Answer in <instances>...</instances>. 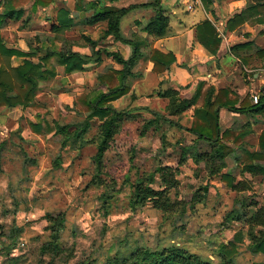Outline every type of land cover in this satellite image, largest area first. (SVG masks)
Listing matches in <instances>:
<instances>
[{
	"label": "rangeland",
	"instance_id": "374dc122",
	"mask_svg": "<svg viewBox=\"0 0 264 264\" xmlns=\"http://www.w3.org/2000/svg\"><path fill=\"white\" fill-rule=\"evenodd\" d=\"M51 63L56 73L48 82H40L36 95L39 107L7 108L4 116L1 115L0 264H76L82 261L101 264L130 242L150 248L176 243L216 264L222 261L218 254L222 245L233 242L235 252L230 264H264V252L252 253L248 248L245 220L228 225L223 221L236 199L245 202L243 209L248 213L256 208L250 205L254 201L264 206V184L252 179L251 190L235 192L222 175L208 176L202 162L196 163L188 157L185 163H178L180 148L191 144L192 133L167 123L142 132L149 112L139 107L134 119L123 121L119 127L105 153V172L98 177L94 163L96 147L91 140L97 132L99 118L91 120L84 136L87 141L81 147L63 146L62 135L43 134L44 129L41 134L35 133L29 126L35 121H41L43 126L45 121L66 125L85 116L79 111L75 97L73 103L68 104L59 93L78 92L75 96H79L97 87L94 77L85 75L74 77L77 85L66 83L55 57ZM255 70L251 68L250 76ZM228 92L238 101L237 105L245 98L249 101V94L245 92ZM126 96L112 104L116 108H138L137 101ZM171 119L178 123L174 117ZM232 133L227 141L231 139L233 144H240L243 137L237 140L238 132ZM253 143L255 146L256 142ZM57 159H60L59 165H56ZM158 163L176 168L179 184L169 191L172 199H189L198 187L207 184L205 200L173 219H165L150 201L134 206L130 183L151 172ZM228 164L231 166L233 162L228 161ZM229 169L234 174L238 172L234 167ZM103 194L109 196L105 207ZM236 206L242 207L240 202ZM59 213L64 214L65 222L60 231L54 233L47 215Z\"/></svg>",
	"mask_w": 264,
	"mask_h": 264
},
{
	"label": "trees",
	"instance_id": "16d2710c",
	"mask_svg": "<svg viewBox=\"0 0 264 264\" xmlns=\"http://www.w3.org/2000/svg\"><path fill=\"white\" fill-rule=\"evenodd\" d=\"M52 1L53 0H34L33 7L47 6ZM106 1L112 2L115 0ZM206 2L212 4L213 0H206ZM11 4H13V0H5L4 2L3 6L5 10L0 13V29L5 25L6 18L12 15L11 11L7 8ZM151 5L157 9L156 14L145 23L143 30L148 35L161 36L165 33L169 25V18L165 14V9L163 8L161 0H152ZM98 6L99 8L94 9V14L90 22L107 21L105 35L112 36L115 41L130 44L132 53L129 58L124 59L118 53L108 52L106 49L100 47L97 41L85 38V41L89 44L91 49V54L89 56L73 52L71 48L65 44V46L57 52L47 49L45 53L39 57L37 62L31 59H25L21 65L14 67L11 65V57L21 54V52L7 47L0 36V107L4 108H15L19 106L24 109H37L39 107L36 101V95L40 89V82H48L56 73L54 65L51 63V59L54 57L57 59L58 65L64 66V72L66 73L83 70L84 65L89 62L99 63L101 61L102 52L106 56L122 64L123 68L121 70L107 67L104 73L97 76L98 82L95 89H92L88 94H79V96H75V103L78 105L79 111L85 114L80 121L66 125H60L54 121L51 124H47L45 121V126L42 125L41 121H35L29 124L35 133L41 134L42 129H44L43 134L52 132L56 135H62L61 143L63 146L69 144L74 147H81L87 141L84 136L91 126V120L96 117L99 118L101 121L97 125V132L94 138L91 140L96 147V153L94 155L96 177L105 172L103 170L105 168V153L117 134L122 122L127 119H134L137 113L136 111L139 110L134 108H116L112 102L128 92L129 80L134 76L132 69L136 61L142 55L140 41H125L119 34V22L121 17L134 8V6L115 8L99 2ZM210 12L213 13L212 10H210ZM263 13L264 0H256L253 3H248L241 13L234 15L227 21V27L229 30L237 28L242 25L245 20L252 18L253 15V22H257L260 20L257 18V15ZM67 16V11L60 10L58 14V26L53 27L52 30L56 32L62 31V28L66 25ZM196 38L209 53L215 54L217 52L221 38L208 19L196 26ZM242 45L245 44L235 45L233 49L240 48ZM36 50L40 49L36 48ZM261 55L264 56V53ZM150 60L154 63L153 71L158 73L174 62L175 58L170 53L163 54L156 49H151ZM241 60L243 64H248L246 60ZM159 93L160 96L168 99L166 114L147 109L152 114V117L143 121L142 132L152 127L155 129L157 128L156 126L160 127L161 124L167 123L173 127L184 129L197 136V138L208 142L211 148L210 151L206 150L200 152L196 149L194 150L192 143L181 146V154L178 161V163H185L188 157L197 163L203 161L205 169L208 170V176L217 174L222 168L224 160V143L230 135H233L231 131H221L219 126V110L224 108L236 113L249 115L250 111L254 113L264 112V91L259 96L258 102L253 105L246 98L237 105L238 101L235 98H231L226 89H219L216 95L212 97L213 88L204 82H200L197 85L195 93L190 98H180L175 90L167 89ZM196 104L198 107L194 109V114L197 121H194L190 128L182 127L171 119V117L178 116L180 113ZM245 133V130L239 131L237 133V140H240ZM77 143H79V145H76ZM259 147L260 149H264V132L260 135ZM256 157H259V154H257ZM31 162L34 161L32 160ZM55 162L56 165H59L60 159H57ZM242 171H247L251 175H262L264 177V165L261 164H246L242 167ZM221 178L230 186L232 191L242 192L245 190L241 182H234L235 180L228 174L222 175ZM153 184H156V187H153ZM178 184L176 168L167 164L158 163L151 172L142 174V176L130 183L132 188L131 201L134 206L144 205L147 201H150L151 205L160 211L165 219L179 218L185 215L187 209H192L197 203H202L206 198L209 188L208 185L205 184L198 187L189 199H172L169 191L176 188ZM108 197L109 196L106 194L102 196V205L104 207L109 202L107 199ZM234 202V206L223 216V221L228 225L233 221L239 222L245 220L248 227L244 234L247 235L249 239V250L252 253L264 252V206L254 203L253 205L256 206V209L248 213L243 209L246 205L245 202L239 201L238 199L234 200ZM239 202L242 206L241 208L236 206ZM47 219L50 229H53L54 233L59 232L65 222L63 213H59L56 216L47 215ZM258 227H261V229H257ZM234 252L235 244H233V242L222 245L218 251L222 260L221 264H230ZM76 264L94 263L82 261ZM101 264L216 263L196 253L189 252L176 243L150 248L145 245H140L137 242H130L119 249L115 256L107 258Z\"/></svg>",
	"mask_w": 264,
	"mask_h": 264
},
{
	"label": "crops",
	"instance_id": "0c3cea01",
	"mask_svg": "<svg viewBox=\"0 0 264 264\" xmlns=\"http://www.w3.org/2000/svg\"><path fill=\"white\" fill-rule=\"evenodd\" d=\"M255 1L213 0L212 4H208L206 0H161L165 14L169 18V25L163 35L156 36L148 35L143 30L145 23L156 14L157 9L151 5L152 0H115L112 2L106 0H53L49 5L43 7H33L34 0H13V4L7 7L13 16L6 18L5 25L0 29V36L7 47L21 52V54L11 57V65L14 67L21 65L25 59L37 62L47 49L55 52L60 51L63 41L73 52L89 56L91 49L85 38L97 41L103 49L118 53L127 59L132 53L131 45L115 41L112 36H106L107 21L91 23L90 20L94 9L99 8L98 2L115 8L134 6L121 17L119 34L125 41L138 40L141 42L142 55L132 69L134 76L130 78L129 90L125 94L126 97L131 96L134 101H137L139 106H137L138 108L135 106V109L142 107L166 114L168 99L160 96L159 92L167 89L175 90L180 98H190L200 82L213 88L212 97L219 89H228L233 92L239 90L249 94L248 99L252 103L250 96L256 93L260 96L264 91V56L261 55L264 53V13L257 15L259 21L253 22V15L252 18H248L242 25L232 30L228 29L227 21L241 13L248 3ZM4 2L5 0H0V13L5 10ZM189 3L193 4L191 9H188ZM60 10L67 11L68 16L65 27L62 28V31L56 32L52 28L58 26ZM207 19L221 38L215 54L209 53L196 38V26ZM238 44L245 45L233 49ZM36 48L40 50H36ZM151 49H156L163 54H172L175 58L174 62L161 72L153 71L154 63L150 60ZM241 59L246 60L248 64L243 65ZM59 67L64 72V66ZM107 67H112L115 70L123 68L121 63L102 52L99 63L89 62L84 65L83 70L64 72L63 78L66 83L74 86L78 84L74 77L85 75L94 77V83V81L98 82L97 76L104 73ZM252 67H255L256 70L250 76L249 71ZM244 71L247 72L244 73ZM77 94L78 92L59 93V96L71 104ZM197 107V104L193 105L173 117L178 120L180 126L191 127L196 118L194 109ZM5 111L7 112V108L0 107V120H2V116H4L2 114H5ZM137 112L139 113V111ZM148 114V118H151V113ZM174 121L177 123L176 120ZM219 126L221 131L239 132L245 130L246 133L242 138L243 144L240 142L236 145L233 144V140H226L230 142L224 143L223 166L216 175L228 174L235 180L234 182H241L242 187L245 188L242 192L252 189V179L264 184L262 175H251L247 171H242V167L246 164L264 165V149L259 148V138L264 132V112L250 111L249 115L221 108L219 110ZM190 142L193 144L194 150L200 152L211 150L208 142L193 134ZM253 142H256L255 146ZM257 154L259 157H256ZM229 158L231 159L229 160ZM228 161H232L233 164L230 166ZM201 162L205 168L203 161L198 163ZM229 167L232 169L234 167L238 172L232 173ZM231 173L233 175H230ZM242 175L248 178L241 177ZM254 203L256 202L254 201L250 205L255 206Z\"/></svg>",
	"mask_w": 264,
	"mask_h": 264
},
{
	"label": "built area",
	"instance_id": "2783aa9c",
	"mask_svg": "<svg viewBox=\"0 0 264 264\" xmlns=\"http://www.w3.org/2000/svg\"><path fill=\"white\" fill-rule=\"evenodd\" d=\"M192 7H193V4L189 3L188 4V9H191ZM250 99H251L253 104H256L258 102V100H259V94H257V93L256 94H252L250 96Z\"/></svg>",
	"mask_w": 264,
	"mask_h": 264
}]
</instances>
